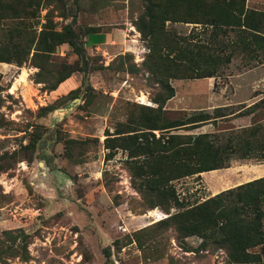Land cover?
<instances>
[{
    "label": "trees",
    "instance_id": "1",
    "mask_svg": "<svg viewBox=\"0 0 264 264\" xmlns=\"http://www.w3.org/2000/svg\"><path fill=\"white\" fill-rule=\"evenodd\" d=\"M95 11L118 0H91ZM137 16L132 25L148 47L141 64L134 61L130 52L120 53L106 65L86 51L82 36L106 32L103 25L81 26L77 31V15L68 8L67 0H0V62L38 68L32 77L35 83H44L43 90L54 91L60 84L80 71L84 76L92 70L148 74V81L158 86L152 101L156 107L135 104L126 121L117 123L115 131L106 133L104 147L106 159H112L119 150L127 152L126 164L133 187L140 193L147 209L160 208L169 214L128 237L125 243L115 241V248L136 242L139 249L159 251L157 236L167 239L173 231L185 251L226 252L228 264H264V178L260 177L223 190L203 201L187 205L180 197L175 182L203 172L229 168L234 160H264V96L252 104L238 103L183 112L171 117L164 108L175 96L173 80H196L218 77L238 56L242 65L253 68L264 65V11L249 7L247 0H137ZM43 10L44 22L41 21ZM130 12L132 8L130 7ZM56 17L72 18L62 29H57ZM193 24L188 33H182L171 24ZM41 28L39 29V27ZM68 44L78 58L74 62L55 60L60 46ZM87 108L94 102L95 89L87 79L83 81ZM4 86L0 74V109L5 102ZM80 87L70 91L59 102L40 108L46 115L63 105L71 94L79 97ZM262 93H255L258 96ZM70 95V96H71ZM69 96V98H71ZM12 98V95H7ZM68 98V100H69ZM88 105V106H87ZM256 117L250 125L221 131L180 133L220 120L238 117ZM260 116V118H258ZM12 124L0 111V128ZM32 127V131L28 130ZM27 143L20 149L0 155V172L14 168L19 160L33 162L40 142L47 132L42 124H28ZM160 130L159 136L154 132ZM62 136V134H61ZM62 138V137H60ZM70 148L79 141L64 140ZM108 172L105 173L106 177ZM172 207L179 210L171 212ZM201 238L196 248L187 239ZM32 235L23 228L4 229L0 233V264L12 259H31L29 249ZM163 244V243H162ZM165 244V243H164ZM163 244V245H164ZM106 264H112L111 251L104 249ZM153 256V255H152Z\"/></svg>",
    "mask_w": 264,
    "mask_h": 264
},
{
    "label": "rangeland",
    "instance_id": "2",
    "mask_svg": "<svg viewBox=\"0 0 264 264\" xmlns=\"http://www.w3.org/2000/svg\"><path fill=\"white\" fill-rule=\"evenodd\" d=\"M67 2L72 14L78 16L77 24H74L77 31L85 25H103L105 30H112L117 36L113 43L96 34L82 36L88 54L96 56L100 64L108 65L116 55L130 52L134 61L141 64L148 47L138 36L126 41L130 39L131 16L138 14V8L131 0L114 1L95 11L78 8L76 0ZM80 4L90 8L91 0H80ZM130 7L134 12H130ZM46 12L42 11V22ZM71 20V17H56L57 29H62ZM171 26L188 33L193 24ZM2 29L0 33L7 27ZM131 29L137 31L135 26ZM113 45L117 49H112ZM77 58L71 47L64 44L58 48L54 59L74 62ZM1 64L8 66L0 67L4 86L2 96L5 98L0 111L12 124L0 128V155L27 143L28 134L23 129L28 124H42L47 128L33 162L19 160L14 168L0 172V233L4 229L23 228L32 235L31 259L25 262L15 258L10 264H106L105 248L112 253V264H228L224 250L185 251L172 230L166 233L167 239L162 236L155 239L161 242V258L156 257L159 251L148 249L152 245L149 240L145 242L146 251L139 249L136 242L121 247L120 251L115 248L116 240L119 244L125 243L135 231L169 215L160 208H145L140 193L132 185L126 164L127 152L120 149L114 158L106 159L107 150L103 144L107 131L114 132L118 122L126 121L135 104L157 106L152 97L158 86L148 81L147 73L132 75L92 70L84 76L77 71L58 89L45 91L42 89L44 83L27 84L20 80L27 70L22 69L19 75L20 66ZM24 66L30 70L36 68L29 62ZM223 73L212 78L173 80L176 94L164 107L168 115L175 117L201 109L212 112L215 107L238 103L250 105L264 95V65L246 68L236 56ZM85 79L93 85L96 94L94 102L87 108L82 106L85 103ZM78 87L79 97L73 98L70 94L66 103L64 101L46 115L40 114L41 107L59 102ZM257 92L262 94L255 96ZM9 94L12 98L7 97ZM255 118L220 120L217 124L208 123L178 132L198 134L238 128L250 125ZM28 130L32 131V127ZM154 132L157 136L161 133L160 130ZM67 138L79 141L72 145V156L64 141ZM106 172L108 175L104 177ZM262 174L264 160H234L229 168L203 172L199 178L188 176L176 181L175 185L185 203L192 205L227 186L234 187ZM177 210V207L171 208L172 213ZM201 240L199 237L187 239L191 248L198 247Z\"/></svg>",
    "mask_w": 264,
    "mask_h": 264
},
{
    "label": "crops",
    "instance_id": "3",
    "mask_svg": "<svg viewBox=\"0 0 264 264\" xmlns=\"http://www.w3.org/2000/svg\"><path fill=\"white\" fill-rule=\"evenodd\" d=\"M247 4H248V6L249 7H252V8H255V9H258V10H263L264 11V0H247V2H246ZM131 26H133L132 24L130 25V27H129V32H130V34H129V37H130V39H126V41H130L131 39H133V38H131V37H135V36H140V33L138 32V31H136V30H134V29H131ZM112 31V30H111ZM111 31H106V32H100V33H94V34H96L95 36H97V37H99V38H102V39H107V40H109V42H111V43H113L114 41H115V39H114V37H117L113 32H111ZM121 35L122 34H120V35H118V36H120L121 37ZM126 38V37H125ZM124 38V39H125ZM119 39V38H118ZM125 41V40H124ZM112 49H117V47L115 46V45H113L112 47H111ZM3 63H6V62H3ZM9 64V63H8ZM10 65V64H9ZM2 66H8V65H2L1 64V62H0V67H2ZM19 69V75H20V73H22L23 71H22V69H25V70H27L29 73V75H28V77L29 78H27L28 79V81H27V84H30V83H32V84H35L34 82H33V80L31 79V75L32 74H34V70L36 69V68H33V69H28L27 67H25V66H22V67H18ZM22 71V72H21ZM21 83H23V82H21ZM25 84V83H24ZM23 86V85H22ZM258 93V92H257ZM264 96V95H263ZM263 96H261V97H263ZM260 97V98H261ZM258 100V99H257ZM260 177H263L264 178V175L262 174L261 176H255L254 178H252L251 177V179H248V180H246V181H244V182H240V183H238V184H236V185H234V186H237V185H239V184H242V183H245V182H248V181H251V180H253V179H257V178H260ZM227 188H230V187H228L227 186ZM227 188H225V190L227 189ZM220 192V191H219ZM219 192H217V193H219ZM217 193H213L212 194V196L213 195H215V194H217Z\"/></svg>",
    "mask_w": 264,
    "mask_h": 264
},
{
    "label": "bare ground",
    "instance_id": "4",
    "mask_svg": "<svg viewBox=\"0 0 264 264\" xmlns=\"http://www.w3.org/2000/svg\"><path fill=\"white\" fill-rule=\"evenodd\" d=\"M28 72L27 71H24L23 73H22V75L20 76V80L21 81H25V82H27V77H28ZM142 100H145L143 97L141 98Z\"/></svg>",
    "mask_w": 264,
    "mask_h": 264
}]
</instances>
